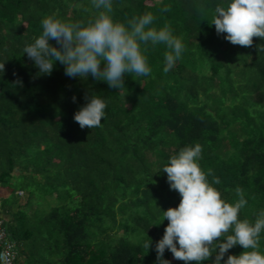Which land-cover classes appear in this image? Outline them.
<instances>
[{
  "label": "trees",
  "instance_id": "1",
  "mask_svg": "<svg viewBox=\"0 0 264 264\" xmlns=\"http://www.w3.org/2000/svg\"><path fill=\"white\" fill-rule=\"evenodd\" d=\"M229 2L113 0L114 20L150 12L154 27L168 25L185 45L168 73L166 46L146 45L151 73L126 75L118 90L91 75L69 78L59 62L50 75L38 74L23 53L49 15L93 19L91 0H0V235L15 243V264H156L168 225L163 211L181 201L162 169L197 143L199 164L212 169L210 182L220 180L222 198L234 203L236 189L243 191L240 219L254 223L264 211V52L257 47L264 39L243 47L217 35L215 7ZM165 5L170 11H161ZM86 92L107 103L93 129L74 121ZM259 245L264 253V232ZM243 251L236 245L224 260ZM164 259L185 264L167 249Z\"/></svg>",
  "mask_w": 264,
  "mask_h": 264
},
{
  "label": "clouds",
  "instance_id": "2",
  "mask_svg": "<svg viewBox=\"0 0 264 264\" xmlns=\"http://www.w3.org/2000/svg\"><path fill=\"white\" fill-rule=\"evenodd\" d=\"M91 3L98 14L86 23L66 22L55 15L42 19V34L23 48V53L39 69L38 74L50 75L59 62L69 78L86 79L91 75L96 81H105L110 88L120 90L125 86L126 75L151 73L146 45L163 44L168 49L164 53V73L175 66L185 51L182 39L174 36L168 25L159 29L153 26L152 13L123 23L113 19V0H91ZM161 11H170V6L165 5ZM210 25H215L217 35L226 33L225 39L233 45L251 47L254 37L264 39V0H230L226 7L217 5ZM50 40L59 46H53ZM257 47L259 52H264V44ZM4 71L2 62L0 73ZM14 84L23 87L19 77ZM84 99L87 103L74 114V121L81 129L101 126L107 103L99 95L88 92ZM72 101L76 102L75 96ZM201 153L199 143L184 147L162 169L170 189L180 194L181 201L178 207L163 211L168 225L155 245L156 264H171L164 259L166 249L185 264H201L213 254L212 264H221L222 260L224 264H264V253L259 250L264 211L254 223L241 220L240 211L247 203L243 191L236 189L237 202L222 198L214 187L220 180L213 177L210 182L212 169L205 172L199 164ZM151 244L150 239L144 247L149 250ZM236 245L244 251L238 256L228 255L224 260L225 254Z\"/></svg>",
  "mask_w": 264,
  "mask_h": 264
},
{
  "label": "built area",
  "instance_id": "3",
  "mask_svg": "<svg viewBox=\"0 0 264 264\" xmlns=\"http://www.w3.org/2000/svg\"><path fill=\"white\" fill-rule=\"evenodd\" d=\"M22 195V193H20ZM6 235L2 233L0 235L1 253H0V264H15L17 259L16 245L14 242L5 240Z\"/></svg>",
  "mask_w": 264,
  "mask_h": 264
},
{
  "label": "rangeland",
  "instance_id": "4",
  "mask_svg": "<svg viewBox=\"0 0 264 264\" xmlns=\"http://www.w3.org/2000/svg\"><path fill=\"white\" fill-rule=\"evenodd\" d=\"M25 199H26V197L24 196L23 200H25ZM173 260L175 261L176 259L173 258Z\"/></svg>",
  "mask_w": 264,
  "mask_h": 264
}]
</instances>
